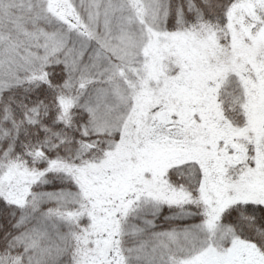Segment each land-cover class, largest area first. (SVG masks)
Here are the masks:
<instances>
[{"label":"snow or ice","instance_id":"snow-or-ice-1","mask_svg":"<svg viewBox=\"0 0 264 264\" xmlns=\"http://www.w3.org/2000/svg\"><path fill=\"white\" fill-rule=\"evenodd\" d=\"M0 264H264V0H0Z\"/></svg>","mask_w":264,"mask_h":264}]
</instances>
